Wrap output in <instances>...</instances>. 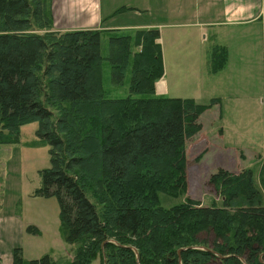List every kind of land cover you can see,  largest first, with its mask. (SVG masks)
Here are the masks:
<instances>
[{
  "label": "trees",
  "instance_id": "16d2710c",
  "mask_svg": "<svg viewBox=\"0 0 264 264\" xmlns=\"http://www.w3.org/2000/svg\"><path fill=\"white\" fill-rule=\"evenodd\" d=\"M53 25L52 0H0V144L38 123L32 144L49 146L50 166L35 194L57 199L73 258L26 260L18 247L9 264H264V201L251 169L209 176L220 206L159 203L160 193L185 192L186 141L218 100L156 93L158 29ZM215 51L216 71L226 49Z\"/></svg>",
  "mask_w": 264,
  "mask_h": 264
},
{
  "label": "rangeland",
  "instance_id": "374dc122",
  "mask_svg": "<svg viewBox=\"0 0 264 264\" xmlns=\"http://www.w3.org/2000/svg\"><path fill=\"white\" fill-rule=\"evenodd\" d=\"M177 2H181V8L188 12L181 20L201 23L222 21L223 24L251 20L254 25L220 27L215 24L169 28L163 26L170 17L173 18L169 16V11H165V0L159 3L155 1L156 7L163 8L162 11L142 10L141 4L135 0H102L104 11L112 7L116 9L109 14L111 17L106 16L112 18L109 23L118 24L127 18L163 24L160 33L164 73L162 79L155 83L156 93L160 89L166 96L191 97L200 104L209 103V98L214 96L212 91L222 95V121L218 119V105L210 111H203L198 119L201 130L186 141L185 192L175 197L160 193L159 203L163 207H171L189 197L201 205L210 206L214 203L220 206V196L208 183L209 176L218 168L234 173L244 168L254 170L255 184L262 192L264 201V61L262 36L257 27L263 19L260 16H264V0H222L210 7L206 4L207 0ZM124 5L139 7L140 12L135 10L123 14L120 11ZM239 7L240 10H236ZM190 11L195 17H189ZM62 21L54 19L51 30L62 33L81 29L73 28L71 20L60 25ZM135 30L123 32L133 33ZM217 41L227 46L229 60L224 70L212 73L211 67L216 64L213 54ZM214 82L216 87L212 85ZM105 85L108 89L112 87L109 82ZM218 126H222V136H219ZM37 127V122L24 124L21 126L19 142L0 144L2 264L11 263L13 251L18 247L26 260L44 254L54 259L73 258V246L65 243L59 232L57 199L35 194V190L41 186L39 170L50 166L49 146L32 144ZM90 264H100L99 257Z\"/></svg>",
  "mask_w": 264,
  "mask_h": 264
},
{
  "label": "crops",
  "instance_id": "0c3cea01",
  "mask_svg": "<svg viewBox=\"0 0 264 264\" xmlns=\"http://www.w3.org/2000/svg\"><path fill=\"white\" fill-rule=\"evenodd\" d=\"M135 1L141 4L140 8H142V10H148V11L154 10V9L157 11L163 10V8L156 7V4H155V1L159 3V1L161 0H135ZM219 1H222V0H215V2L214 0L213 1L207 0L206 4L207 6L210 7L211 5H218ZM151 3L152 4L154 3L153 6L151 5ZM165 3L167 5L165 8L166 9L165 11H169V16L172 15L173 18L170 17L169 22L165 23L164 25L161 24L160 22H155V21L140 22L139 20L133 21L132 19L128 20L127 18L124 22H121L118 24L109 23L112 20V18H106V16L108 15L111 17L112 15H109V14L114 13L116 9L112 7L104 11L102 0H52V12H53V17L55 20H60V19L61 21L63 20L60 25H63V22L65 23L71 20L72 21L71 24L74 25L73 28H81V29L82 28L83 29L99 28V29H111V30H121V31L140 29V28H145V29L156 28L159 31V38L157 39V41L160 43V46H161L160 28L162 25L165 27H169V28H182V27L186 28V27L199 26V25H215V24H218V26L220 27H222L223 25H230L231 27L254 25V24H251V23H254L251 20L231 21L225 24H223L222 21H207V22L201 23L200 21L193 22L188 19L181 20L183 16L186 17V15L188 14L186 10H183L181 8V2L178 3L177 0H165ZM124 6L125 7H122L120 11L123 14L126 12H135V10L136 11L139 10V7H134L133 5H124ZM129 8H133V10L131 11ZM236 10H240V7L237 8ZM189 17L191 18L195 17L193 14V11L189 12ZM260 18H263V19L260 22V25L257 27H259L261 36H262V58L264 61V16L262 15L260 16ZM232 30L236 31L235 29H232ZM220 34L222 37V30H220ZM217 42L218 43H216L215 47H225L226 55H225L224 64L222 65L221 68L215 71L214 65L211 67L212 73H218L219 71L224 70L229 60V53H228L227 46L223 44L222 41H217ZM161 51H162V48H161ZM247 58L249 59L248 56ZM162 59H163V56H162ZM162 83H163V80H162ZM212 85L213 87H216V82L212 83ZM156 89H159V88H157L156 86ZM158 93L162 94L160 89ZM211 94H214L215 97L214 96L210 97L209 100L216 98L218 101H216V103H214L211 107H209L205 111H210L211 109H213L214 107L218 105L219 107L218 119L222 121V117H223L222 108H224L222 104V95L220 94V92H217V91H212ZM218 128H219L218 131L220 132L219 136H222V133H223L222 126L220 127L218 126ZM252 171H253V176H254L255 171L254 170Z\"/></svg>",
  "mask_w": 264,
  "mask_h": 264
}]
</instances>
